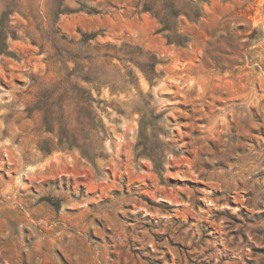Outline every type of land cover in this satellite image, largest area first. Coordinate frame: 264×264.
I'll use <instances>...</instances> for the list:
<instances>
[{
  "label": "rangeland",
  "instance_id": "obj_1",
  "mask_svg": "<svg viewBox=\"0 0 264 264\" xmlns=\"http://www.w3.org/2000/svg\"><path fill=\"white\" fill-rule=\"evenodd\" d=\"M138 5L0 0V264H264V0L201 4L185 49ZM121 44L153 86L94 58Z\"/></svg>",
  "mask_w": 264,
  "mask_h": 264
},
{
  "label": "trees",
  "instance_id": "obj_2",
  "mask_svg": "<svg viewBox=\"0 0 264 264\" xmlns=\"http://www.w3.org/2000/svg\"><path fill=\"white\" fill-rule=\"evenodd\" d=\"M207 2L208 0H187L182 3L177 0H139L138 8L140 13H148L157 21L159 27L156 33L163 37L166 45L185 49L191 42V38L187 34L180 32L179 18H184L190 24H196L203 16L201 4ZM81 7L84 8L85 6ZM62 12L64 10L59 12V14H62ZM86 12L92 15L99 13L91 8H87ZM8 33L7 29H4V32H0V36H4V41ZM99 34L100 31L90 34L81 33L80 43L87 44L90 41H94ZM15 37V33H12L11 38L15 39ZM248 38L252 41L258 40V32L254 30ZM95 48L97 50H105V52L95 55L94 58L117 60L123 64L126 73L121 76L122 85L132 84L133 80L137 81L134 71L129 69V65L127 64L135 67L150 86H153L161 77V73L157 71V66L162 64V62L154 54L143 52L140 48L127 44H121L119 47L105 45ZM7 54V48L4 44L0 47V55ZM81 79L84 81H96V79H91L87 74L81 76ZM111 87L114 88V86ZM58 145H63L62 140H59ZM47 202L55 209L59 208L58 200L49 198Z\"/></svg>",
  "mask_w": 264,
  "mask_h": 264
}]
</instances>
